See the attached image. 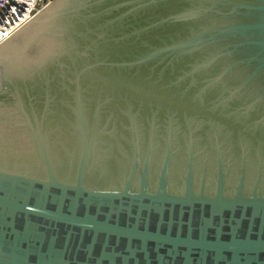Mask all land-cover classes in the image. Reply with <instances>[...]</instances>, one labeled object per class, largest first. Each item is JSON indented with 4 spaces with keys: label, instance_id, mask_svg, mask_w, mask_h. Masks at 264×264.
Listing matches in <instances>:
<instances>
[{
    "label": "water",
    "instance_id": "1",
    "mask_svg": "<svg viewBox=\"0 0 264 264\" xmlns=\"http://www.w3.org/2000/svg\"><path fill=\"white\" fill-rule=\"evenodd\" d=\"M0 43V264H264V0H43Z\"/></svg>",
    "mask_w": 264,
    "mask_h": 264
},
{
    "label": "built area",
    "instance_id": "2",
    "mask_svg": "<svg viewBox=\"0 0 264 264\" xmlns=\"http://www.w3.org/2000/svg\"><path fill=\"white\" fill-rule=\"evenodd\" d=\"M44 6L43 0H0V43Z\"/></svg>",
    "mask_w": 264,
    "mask_h": 264
}]
</instances>
